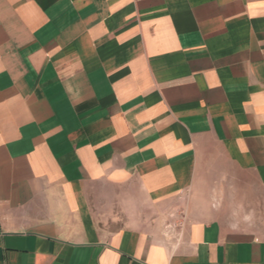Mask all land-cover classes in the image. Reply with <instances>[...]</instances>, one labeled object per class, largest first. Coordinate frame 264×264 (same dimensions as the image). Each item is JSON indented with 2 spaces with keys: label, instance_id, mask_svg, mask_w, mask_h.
Segmentation results:
<instances>
[{
  "label": "crops",
  "instance_id": "1",
  "mask_svg": "<svg viewBox=\"0 0 264 264\" xmlns=\"http://www.w3.org/2000/svg\"><path fill=\"white\" fill-rule=\"evenodd\" d=\"M239 227L264 0H0V264H264Z\"/></svg>",
  "mask_w": 264,
  "mask_h": 264
},
{
  "label": "rangeland",
  "instance_id": "2",
  "mask_svg": "<svg viewBox=\"0 0 264 264\" xmlns=\"http://www.w3.org/2000/svg\"><path fill=\"white\" fill-rule=\"evenodd\" d=\"M173 218H177L176 214H169L168 215V224L169 222H173ZM238 230H241V231H251V232H257V233H264V227H259V228H249V227H239V228H236ZM169 230H172L171 228H167V229H164V232H165V237L166 238H171L173 237V233H168ZM173 232V231H172Z\"/></svg>",
  "mask_w": 264,
  "mask_h": 264
}]
</instances>
